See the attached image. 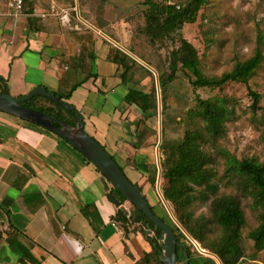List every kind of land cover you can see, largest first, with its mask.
Wrapping results in <instances>:
<instances>
[{
    "label": "crops",
    "instance_id": "1",
    "mask_svg": "<svg viewBox=\"0 0 264 264\" xmlns=\"http://www.w3.org/2000/svg\"><path fill=\"white\" fill-rule=\"evenodd\" d=\"M7 2L0 0V86L13 97L38 87L70 92L64 102L81 115L86 133L128 168L153 207L151 150L135 141L131 129L141 114L125 101L129 89L139 88L109 58L114 48L129 47L120 37L127 15L139 10L135 0H27L17 18L7 16ZM118 209L102 174L75 147L0 112L1 264H22L19 248L29 255L26 264H143L150 239L138 224L120 226ZM207 253L192 250L190 263L221 264Z\"/></svg>",
    "mask_w": 264,
    "mask_h": 264
},
{
    "label": "trees",
    "instance_id": "2",
    "mask_svg": "<svg viewBox=\"0 0 264 264\" xmlns=\"http://www.w3.org/2000/svg\"><path fill=\"white\" fill-rule=\"evenodd\" d=\"M104 1L101 0V2ZM140 1L145 7L142 11L143 24L138 28V33L143 35L149 43L162 42L167 38L172 40L174 44L168 52V73L158 74V86L162 94L166 86L176 79L179 71H183L189 76L193 87L221 88L228 82L242 83L247 86L250 78L261 66L263 53L257 47L251 57L243 61H236L230 71L220 75H205L196 49L187 39L179 36V31L183 24H191L196 21L199 10L206 3V0ZM260 43L261 37L258 38V44ZM126 49L141 59L131 47ZM109 58L123 70L122 79L129 75L133 66L137 64L134 59L117 48L112 50ZM156 90V85L152 84L149 91L131 88L126 95L125 101L129 105L136 106L141 114L138 123H134V127L131 129V133L137 138L138 144L141 143L144 135V131L140 129L141 117L148 119L156 114ZM4 91L5 88L0 86V92ZM52 94L61 101L70 97V92ZM248 95L252 101L251 107L257 108L261 96L249 88ZM163 102L164 99H162V104ZM24 105L52 115L72 126L76 125L77 119L74 113L44 96L34 95ZM186 116L191 126L185 130L182 137L170 143L164 142L162 138V143L159 146L162 151V158L159 161L160 177L170 180L168 187L162 188L161 193L164 200L171 204L179 225L193 240L198 242L203 249L215 255L221 264H239L242 252L237 241L240 239L241 230L246 223L245 214L237 196L217 195V185L212 182L215 172L210 167L213 158L206 149L207 145L217 148L218 140L225 135V123L236 118L234 104L226 96L216 97L213 100L197 99L194 107L186 112ZM134 147L137 145L134 144ZM219 154L225 157L227 177L230 180H237V185L241 191L250 194L261 208L258 216L259 232L253 241L255 251H263L264 161L259 162L254 158L237 160L233 155L222 150H219ZM141 167H145V165H141ZM102 178L109 185V194H112L119 201V204L126 203L127 201L121 193L103 175ZM148 180L151 185H154L155 178L153 176H149ZM134 186L140 191L136 184ZM206 193L214 196L210 203L212 217L210 225L205 217L194 216L191 210L192 203L201 196L206 197ZM131 207L129 217L121 209H118L115 215L116 222H119L120 226L124 228L131 224H138L142 233L147 236L145 225L149 220L135 206L132 205ZM150 208L154 212L153 207L150 206ZM150 225L153 227L152 223ZM212 227L217 228V232ZM159 235L160 230H153V237L150 239L152 250L144 256L143 264H163L159 260L158 254V249H160ZM175 235L178 242L185 244L186 238L182 233H175ZM191 248V245H186L189 264H191ZM17 251L19 262L26 264L29 255L22 248ZM178 251L183 253L181 248H177V264L179 262ZM181 261H184V257ZM203 264L216 263L206 258Z\"/></svg>",
    "mask_w": 264,
    "mask_h": 264
},
{
    "label": "rangeland",
    "instance_id": "3",
    "mask_svg": "<svg viewBox=\"0 0 264 264\" xmlns=\"http://www.w3.org/2000/svg\"><path fill=\"white\" fill-rule=\"evenodd\" d=\"M144 7L140 0H135L132 8L139 10L127 15L129 25L124 29V37L120 38L143 59L135 55L145 64L144 66L135 60L137 64L133 66L128 80H131L136 88L149 91L152 84H157L158 74L168 73V52L174 44L167 38L162 42L149 43L138 33V28L143 24ZM179 36L187 39L194 46L205 75H220L230 71L236 61L251 57L257 47L263 53V62L250 78L247 86L228 82L221 88L193 87L189 76L183 71L177 73L176 79L166 86L163 94L159 86H156V114L148 119L141 117L140 124V129L144 131L141 143L146 141L152 154V163L148 165L150 167L147 170L148 176L155 178L154 185L150 184L149 199H153V209L157 216L162 218L174 233H182L186 238L185 244L191 245L193 252H198L195 244L180 228L171 204L164 200L161 193L162 188L168 187L170 180L158 178L159 161L162 158L159 146L162 138L168 143L179 140L185 130L191 126L186 112L194 107L195 100H213L222 96L230 98L234 104L236 118L225 123V135L218 140L217 148L210 145L206 147L213 158L210 164L215 172L212 182L217 185V195H233L241 201L246 223L237 241L242 252L239 264H264V250L255 251L253 241L259 232L258 216L261 208L250 194L241 191L237 180H230L227 177L225 157L219 154V150H222L233 155L237 160L254 158L259 162L264 161V0H206L199 10L196 21L183 24ZM259 37H261L260 44H258ZM248 88L261 96L259 105L255 109L251 107ZM162 99H164L163 104ZM135 141L137 142L136 137ZM118 165L132 181L128 168L124 164ZM141 171L143 173V170ZM137 187L145 195L144 189ZM206 194V197L201 196L192 203L191 210L194 216L205 217L210 225L212 222L210 203L214 196ZM124 205L132 210L130 203L126 202ZM212 229L217 232V228L212 227ZM8 256L11 255L8 253ZM178 257V264H183L184 261H181L183 253L178 251Z\"/></svg>",
    "mask_w": 264,
    "mask_h": 264
},
{
    "label": "water",
    "instance_id": "4",
    "mask_svg": "<svg viewBox=\"0 0 264 264\" xmlns=\"http://www.w3.org/2000/svg\"><path fill=\"white\" fill-rule=\"evenodd\" d=\"M119 48L145 66L141 60L128 50L123 49L122 47ZM148 69L150 68L148 67ZM156 82V86L158 87L157 79ZM34 95L44 96L74 113L77 119L76 125L72 126L52 115L25 106L24 103L31 99ZM0 112L10 114L32 124L41 126L75 147L99 170V172L110 182V184L121 193L128 203L135 206L146 216L149 222L145 225V233L149 239L153 237V230H160V249H158L159 260L163 264H177V248H181L183 250L184 257L183 264H189L186 244H181L177 241L173 229L164 220L152 212L144 195L126 177L115 160L96 140L86 133L84 130L83 119L75 110L74 106L57 99L54 94L48 92L42 87L34 88L28 94L21 97L11 96L8 89L5 88L4 92H0ZM158 178H160V170L158 172ZM109 199L115 205L119 206L127 217L130 216L127 208L122 204H119V201L115 199L112 194H109ZM150 223H152L153 227H151ZM180 228L184 231L181 226ZM185 234L193 242L192 238L186 232Z\"/></svg>",
    "mask_w": 264,
    "mask_h": 264
},
{
    "label": "built area",
    "instance_id": "5",
    "mask_svg": "<svg viewBox=\"0 0 264 264\" xmlns=\"http://www.w3.org/2000/svg\"><path fill=\"white\" fill-rule=\"evenodd\" d=\"M26 1L27 0H8L6 12L7 16L12 18L21 16ZM60 19L62 24H66L69 22L68 14L66 12L60 15Z\"/></svg>",
    "mask_w": 264,
    "mask_h": 264
},
{
    "label": "bare ground",
    "instance_id": "6",
    "mask_svg": "<svg viewBox=\"0 0 264 264\" xmlns=\"http://www.w3.org/2000/svg\"><path fill=\"white\" fill-rule=\"evenodd\" d=\"M193 240V239H192ZM194 242H196L195 240H193V243ZM195 246H196V248L199 250V251H201V252H208V251H206L205 249H203L201 246H200V244L198 243V242H196L195 243Z\"/></svg>",
    "mask_w": 264,
    "mask_h": 264
}]
</instances>
